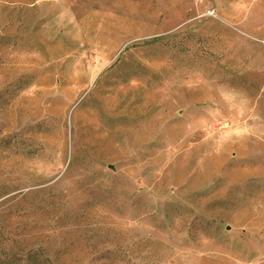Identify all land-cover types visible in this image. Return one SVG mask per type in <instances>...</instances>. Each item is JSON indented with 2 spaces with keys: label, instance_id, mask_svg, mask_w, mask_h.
Returning <instances> with one entry per match:
<instances>
[{
  "label": "rangeland",
  "instance_id": "374dc122",
  "mask_svg": "<svg viewBox=\"0 0 264 264\" xmlns=\"http://www.w3.org/2000/svg\"><path fill=\"white\" fill-rule=\"evenodd\" d=\"M0 251L264 264V0H0Z\"/></svg>",
  "mask_w": 264,
  "mask_h": 264
},
{
  "label": "trees",
  "instance_id": "16d2710c",
  "mask_svg": "<svg viewBox=\"0 0 264 264\" xmlns=\"http://www.w3.org/2000/svg\"><path fill=\"white\" fill-rule=\"evenodd\" d=\"M0 264H47L37 252L28 255L25 259L17 256L15 253L0 251Z\"/></svg>",
  "mask_w": 264,
  "mask_h": 264
}]
</instances>
